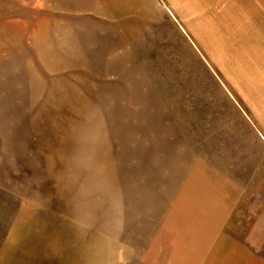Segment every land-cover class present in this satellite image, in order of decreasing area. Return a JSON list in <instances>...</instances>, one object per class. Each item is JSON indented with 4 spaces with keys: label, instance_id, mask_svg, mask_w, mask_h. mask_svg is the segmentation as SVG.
I'll return each instance as SVG.
<instances>
[{
    "label": "rangeland",
    "instance_id": "rangeland-1",
    "mask_svg": "<svg viewBox=\"0 0 264 264\" xmlns=\"http://www.w3.org/2000/svg\"><path fill=\"white\" fill-rule=\"evenodd\" d=\"M263 243L264 0H0V264Z\"/></svg>",
    "mask_w": 264,
    "mask_h": 264
},
{
    "label": "crops",
    "instance_id": "crops-1",
    "mask_svg": "<svg viewBox=\"0 0 264 264\" xmlns=\"http://www.w3.org/2000/svg\"><path fill=\"white\" fill-rule=\"evenodd\" d=\"M218 221V218H217V220H216V222ZM263 246H264V243H263ZM215 251H214V260H215V262L218 264H222V258L223 257H226L227 259H225L226 261H228V262H230L231 260H232V258H231V255H234V253H235V251H234V249L232 248V249H230L227 253H226V255L224 256L223 255V246L221 245V247H219L218 245H217V247L215 246ZM222 257V258H221ZM224 264H227V262H225ZM263 264H264V262H263Z\"/></svg>",
    "mask_w": 264,
    "mask_h": 264
}]
</instances>
